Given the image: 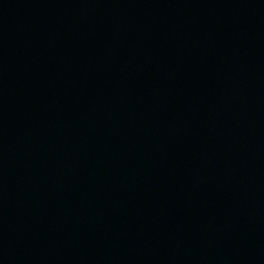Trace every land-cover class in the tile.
Segmentation results:
<instances>
[{
	"label": "water",
	"instance_id": "1",
	"mask_svg": "<svg viewBox=\"0 0 264 264\" xmlns=\"http://www.w3.org/2000/svg\"><path fill=\"white\" fill-rule=\"evenodd\" d=\"M0 264H264V0H0Z\"/></svg>",
	"mask_w": 264,
	"mask_h": 264
}]
</instances>
